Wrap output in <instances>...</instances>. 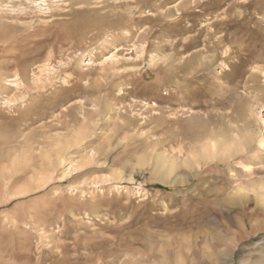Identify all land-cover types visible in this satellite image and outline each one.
<instances>
[{
    "label": "rangeland",
    "instance_id": "rangeland-1",
    "mask_svg": "<svg viewBox=\"0 0 264 264\" xmlns=\"http://www.w3.org/2000/svg\"><path fill=\"white\" fill-rule=\"evenodd\" d=\"M0 25V264H264V0Z\"/></svg>",
    "mask_w": 264,
    "mask_h": 264
},
{
    "label": "bare ground",
    "instance_id": "bare-ground-1",
    "mask_svg": "<svg viewBox=\"0 0 264 264\" xmlns=\"http://www.w3.org/2000/svg\"><path fill=\"white\" fill-rule=\"evenodd\" d=\"M70 2H71V1H70ZM21 3H22V2H21ZM3 5H4V4H3ZM69 8H70V7H69ZM0 26H1V25H0ZM118 32H119V31H118ZM16 76H17V75H16ZM20 82H21V81H20ZM25 124H26V123H25ZM27 124H28V123H27ZM24 144H25V143H24ZM28 158H29V157H28ZM60 160H61V159H60ZM20 166H21V165H20ZM3 168H4V167H3ZM16 193H17V192H16ZM16 193H15V194H16ZM21 194H22V193H21Z\"/></svg>",
    "mask_w": 264,
    "mask_h": 264
}]
</instances>
